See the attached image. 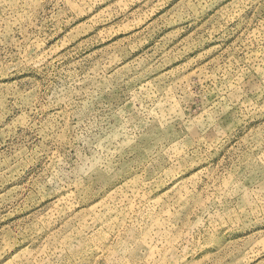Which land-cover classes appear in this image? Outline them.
Listing matches in <instances>:
<instances>
[{"label": "rangeland", "instance_id": "374dc122", "mask_svg": "<svg viewBox=\"0 0 264 264\" xmlns=\"http://www.w3.org/2000/svg\"><path fill=\"white\" fill-rule=\"evenodd\" d=\"M0 264H264V0H0Z\"/></svg>", "mask_w": 264, "mask_h": 264}]
</instances>
